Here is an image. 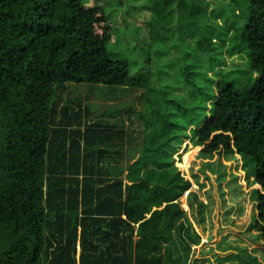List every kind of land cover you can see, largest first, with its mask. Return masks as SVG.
Returning a JSON list of instances; mask_svg holds the SVG:
<instances>
[{
	"label": "trees",
	"instance_id": "trees-1",
	"mask_svg": "<svg viewBox=\"0 0 264 264\" xmlns=\"http://www.w3.org/2000/svg\"><path fill=\"white\" fill-rule=\"evenodd\" d=\"M108 1L0 0V264H191V246L200 244L185 207L202 226L204 204L188 192L182 205L191 185L164 158L169 140L146 146L124 183L101 177L108 151L94 149L120 132L74 128L79 114L68 116L66 107L55 121L53 97L66 83L148 88L146 41L128 44L143 48L135 74L133 62L108 46L112 7L123 4ZM242 36L256 75L242 87L218 84L191 142L199 153L251 163L249 227L264 238V0H249ZM155 95L147 96L152 115L166 119ZM180 108L194 125L202 107Z\"/></svg>",
	"mask_w": 264,
	"mask_h": 264
},
{
	"label": "rangeland",
	"instance_id": "rangeland-1",
	"mask_svg": "<svg viewBox=\"0 0 264 264\" xmlns=\"http://www.w3.org/2000/svg\"><path fill=\"white\" fill-rule=\"evenodd\" d=\"M122 1L112 7L108 46L133 62V74L139 69L136 62L143 48L151 53L146 62L151 72L148 88L66 83L53 97L55 121L66 107L68 116L79 114L74 128L85 130L99 124L109 132H120L111 143L94 149L108 151L98 163L101 177L124 183L128 166L146 146L169 140L171 148L164 158L173 161L191 185L180 199L182 205L188 192H195L204 204L202 226L194 224L184 206L201 237L199 245L191 246V264H264V238L249 227L256 188L249 175L251 163L247 166L239 155L199 153L200 147L191 142L196 123L211 113L218 84L234 81L242 87L256 75L249 70L242 36L249 0ZM84 4L109 5V1L84 0ZM135 40L146 41V47L129 50L128 44ZM148 95L157 96L154 101L160 106L156 107L167 112L166 119H155ZM181 106L202 107L192 116L194 125L186 120ZM146 112L152 116L150 121ZM165 120L169 123L164 125ZM238 225L242 227L234 230ZM241 241L247 243V251ZM224 250L227 253L222 257Z\"/></svg>",
	"mask_w": 264,
	"mask_h": 264
},
{
	"label": "crops",
	"instance_id": "crops-1",
	"mask_svg": "<svg viewBox=\"0 0 264 264\" xmlns=\"http://www.w3.org/2000/svg\"><path fill=\"white\" fill-rule=\"evenodd\" d=\"M255 187H257V186H255ZM247 225H248V223H247L246 226L244 227L245 229H246ZM240 227H242V225H238V226L233 227V228H234V230H237V228H240ZM229 230H230V229H229ZM229 230L225 231V232L223 233V236H224ZM241 243H243V248L247 251V250H248V247H247V245H246L247 243H244V241H241ZM226 253H227V252L224 250V252H223L224 255H221V256H222V257L225 256ZM247 253L249 254V251H248Z\"/></svg>",
	"mask_w": 264,
	"mask_h": 264
}]
</instances>
